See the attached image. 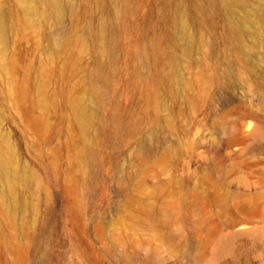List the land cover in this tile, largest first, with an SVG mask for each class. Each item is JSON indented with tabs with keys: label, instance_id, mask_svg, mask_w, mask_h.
Instances as JSON below:
<instances>
[{
	"label": "rangeland",
	"instance_id": "obj_1",
	"mask_svg": "<svg viewBox=\"0 0 264 264\" xmlns=\"http://www.w3.org/2000/svg\"><path fill=\"white\" fill-rule=\"evenodd\" d=\"M67 2L29 24L0 0V137L22 174L0 189V264H264V95L242 62L226 75L222 17L177 0L202 15L188 53L161 0Z\"/></svg>",
	"mask_w": 264,
	"mask_h": 264
},
{
	"label": "bare ground",
	"instance_id": "obj_2",
	"mask_svg": "<svg viewBox=\"0 0 264 264\" xmlns=\"http://www.w3.org/2000/svg\"><path fill=\"white\" fill-rule=\"evenodd\" d=\"M207 1L209 2H207L206 9H203V16L208 18L221 16L224 35L228 43L237 50L236 59H231L225 66L226 75L233 77L237 69L234 61L242 62L256 77V80L258 79L259 93L264 95V0ZM15 2L19 3V13L26 16L29 24L41 19L58 22L69 12L70 6L67 0H15ZM161 2L165 12L171 14L169 19L179 44L188 53L192 52L199 40L197 37L188 34L187 20H198L200 16L202 17L201 13L200 15L199 11L186 13L182 10V7L175 6L177 0H161ZM209 4L210 6H208ZM11 18L12 13L3 5H0L1 43L8 32V22ZM76 38H82V34L78 33ZM52 41L58 46L61 45V33L57 32L53 35ZM146 61L145 63H147ZM0 64L4 66L2 60H0ZM69 109L72 113L74 125L81 130H88L90 127V114L86 102L82 99H72L69 102ZM10 151L7 141L0 137V189L5 194L12 193L17 179L22 176L13 165Z\"/></svg>",
	"mask_w": 264,
	"mask_h": 264
}]
</instances>
